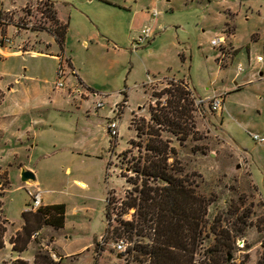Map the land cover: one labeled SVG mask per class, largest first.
Wrapping results in <instances>:
<instances>
[{
    "label": "rangeland",
    "instance_id": "rangeland-1",
    "mask_svg": "<svg viewBox=\"0 0 264 264\" xmlns=\"http://www.w3.org/2000/svg\"><path fill=\"white\" fill-rule=\"evenodd\" d=\"M51 1L58 19L69 24L65 57L71 60L82 84L73 76L67 89L52 91L59 62L49 57L6 61L17 70L27 67L29 83L41 90L46 101L32 103L40 112H33L36 123L16 159L0 161V223L4 216L13 222L2 225L9 230L7 239L21 222V212L30 202L27 191L33 189L31 181L21 182V166L33 173L44 202L60 201L67 206L64 231L44 229L31 238L23 258H32L24 262L32 264L33 256L39 253L55 264H147L140 250L150 241L135 230L129 237L120 224L137 220L135 208L122 205L126 192L133 188L123 176H134L127 162L143 153L129 144L139 142L132 119L136 123L148 121V108L154 103L152 92L165 88V79H174L187 83L197 100L206 101L220 92L223 100L222 93H228L220 113L204 107L194 112V137L179 142L163 134L176 150L192 188L209 200L196 258L202 260L214 244L212 226L231 237L230 264H256L264 255V150L251 136L264 137V0ZM45 8L44 0H0V46H8L4 42L8 26L20 30L53 27L43 15ZM154 10L157 15L153 18ZM230 22L237 45L259 40L250 64L245 46L239 53L242 71L237 77L238 64L229 65L231 48L227 44L217 48L220 59L216 62L211 46V40L222 34L230 43ZM144 28L150 29L151 37L141 43L138 37ZM252 34L258 36L252 38ZM8 36L15 47L46 39L51 43L50 51L60 54L50 35L15 36L10 29ZM256 55L262 60L257 61ZM246 79L250 82L241 91L231 92L234 83ZM74 86L79 93H72ZM99 102L103 106L97 109ZM111 109L115 112L112 117L119 120L118 138L108 136L103 118ZM114 229L119 232L114 234ZM102 236H106L105 244L98 247ZM117 237L129 244L131 252L126 251V256L113 249ZM237 240L243 241L242 247ZM101 251L105 252L101 255ZM76 253L82 254L64 258ZM13 257L8 249L1 250L0 264H14Z\"/></svg>",
    "mask_w": 264,
    "mask_h": 264
},
{
    "label": "trees",
    "instance_id": "trees-1",
    "mask_svg": "<svg viewBox=\"0 0 264 264\" xmlns=\"http://www.w3.org/2000/svg\"><path fill=\"white\" fill-rule=\"evenodd\" d=\"M44 5L45 14H42L53 27L36 26L30 30L50 33L62 52L68 24L60 23L56 18L54 2L44 0ZM2 24L0 16V26ZM179 58L184 61L183 55ZM165 83V88L160 92L151 94L154 103L148 108L149 120L142 119L141 123H136L132 119L131 125L139 142L132 140L129 144L143 153L127 162L129 172L134 176L123 178L133 188L126 192L122 205L135 208L137 220L121 221L120 224L124 228L123 232L129 233V237H132L131 231L135 230L138 236L150 241L147 246H141L140 250L147 264H230L231 237L228 232H217L212 226L214 244L204 252L202 260L196 258L197 249L203 240L204 218L209 200L192 188L177 161L176 150L168 139L163 138V134H169L179 142L194 137L193 114L200 106L196 104L197 99L187 83L174 79H165ZM107 199L109 203L111 199ZM21 218L24 225L10 240L15 252L25 251L34 233L42 228L49 227L55 231L62 229L65 205L41 206L35 212H22ZM5 223H0V249L4 246L6 228L2 225ZM149 230H153L152 234ZM144 231L147 234H143ZM105 232H108V228ZM112 232L115 234L119 230L114 229ZM129 240L132 241V238ZM127 252L130 253L131 249L127 248ZM14 264L28 263L16 260ZM32 264L55 263L49 256L36 253ZM256 264H264V255Z\"/></svg>",
    "mask_w": 264,
    "mask_h": 264
},
{
    "label": "crops",
    "instance_id": "crops-1",
    "mask_svg": "<svg viewBox=\"0 0 264 264\" xmlns=\"http://www.w3.org/2000/svg\"><path fill=\"white\" fill-rule=\"evenodd\" d=\"M54 9L56 12V18L58 19L55 4H54ZM58 21L60 23H63V24H66V23L68 24L67 21L66 22L60 21L59 19H58ZM228 24H230L232 26L231 22ZM228 24H225V26H228ZM10 29L14 31L15 36L16 35L18 36L20 34H28V33L34 34L37 37L40 36L41 34L50 35L53 39V44L56 47L55 49L60 54H55V53H52V51H50V50H52V48H51L52 46H51V43H48L46 41V39H40L38 41V43H34V44H31L29 41L24 42L23 44H18L15 47L14 43L12 42L11 37L8 36V32ZM67 33H68V27H67V32H66L64 44H63V49L61 52L58 45L56 44V42L54 40V37L46 31H31L30 29L20 30V29L13 27V26L7 27L6 32H5V38L9 40L10 44L8 46H0V149H5V151L0 150V161L3 160L4 162L7 163L13 159H16V156L18 155V153L22 149L23 140L26 139L28 137V135L32 132V130H33L32 126L36 123V117L33 116V112H40V108H36V106L33 107L32 103L39 105L37 103L39 101L46 102V101H43V93L41 92V90L34 88L29 83L31 81L30 80L31 77L26 75V72H28V68L26 67L24 70H22V68L20 70H17V69L11 68L8 65V63H6V61L8 59H13V58L23 59V57L26 56V57L30 58L31 60L47 59L49 57L54 62L57 63V62H59L61 55L65 57V48L64 47H65V41H66ZM222 35H220L216 38L222 37ZM256 36H258V35L252 34V38H256ZM230 38H231L230 43L225 42V45L227 44L226 47H228L229 49L231 48V51L233 52L232 56H229L230 58L228 59L230 61L229 65H232L233 62L236 61V64H238V66H240V62L238 61V56L240 55L239 53L243 50L245 45L241 46V44L240 45L236 44L235 27H233V33L230 35ZM0 39H1V34H0ZM258 42H259V40L255 39V41L252 42V44L247 43V45L245 46L244 52L246 53V58H247V61L249 64L252 60L251 59L252 54L255 53L256 46H257ZM212 49L215 52V57H214L215 61H216V59H220L219 58L220 57V55H219L220 51L216 52L217 48H214V47H212ZM222 55L224 56V54H222ZM256 57H261V56L256 55ZM59 65H60V62H59ZM64 65H66L65 67H69L71 70H73L74 77H76L77 81L80 84H82V80H80L77 72L75 71L71 60L66 58V63ZM240 68H241V66H240ZM259 69H262V67H260ZM237 70L238 71L235 74V77L239 76V73L242 71V68H241V70H239V67H238ZM22 71H24V73ZM259 76H262V73H259ZM252 77H255V74H252ZM71 78L72 77H70L68 79V82ZM258 81H260V80H258ZM248 82H250V80L246 79V81L241 82L239 84L234 83L235 87H234L233 91H231V92L241 91L242 88L245 87ZM51 88H52V91H60V90L54 89V83L51 85ZM222 94H224V98H223V106H222L221 111L224 110V103H225L226 97L228 96V93H222ZM215 95H221V92L216 93L213 96H215ZM47 102H49V100H47ZM43 106L45 108L46 104L43 103ZM44 110L46 111L47 109H44ZM220 112H214V113L217 114ZM113 115H114V111H113V109H111L109 111L108 116L103 117L105 122L107 123V120L109 118H111ZM28 119H30L29 125L26 126V122H28L26 120H28ZM119 142L120 141H118V143L116 145L117 150L120 148ZM109 144H110V141H109ZM20 170H21V172L22 171H28V170H25L22 166L20 167ZM2 174H0V176ZM31 182H32L31 185H33V188L37 187L40 190V188L38 186V182L36 181L35 177H34V180ZM43 202H44V200H43V192H42V206L54 205V204H64L65 205L64 227L62 229H59V231H64L65 226H66V212H67L66 211L67 210L66 204L64 202H60V201H58V202L53 201L52 203H48L47 201H45L44 203ZM27 206H28V204L25 205L24 210L22 212H26ZM4 221L6 222L5 225H7V223L13 224V222L6 219L5 216H4ZM23 225H24V221L21 218V222L18 224V227L15 228V230L13 232H11L12 234L10 236H8V239H7V234L9 232V230L5 226L6 231L3 235V245L4 246L2 249H0V251L8 249L11 253H13L14 257L11 259L12 263L15 262L16 260H23V261L29 262V261H31V258H32V257L30 259L23 258V255L25 254V252H28V249L30 248L31 241L29 242L27 249L23 252L13 251L12 250V244L10 243L11 238H14L16 236V233L21 231ZM44 229L45 230L46 229L52 230L49 227H45V228H42L37 233L38 234L42 233V231ZM32 239H34V238H32ZM56 240H57V238L54 240V243L56 242ZM101 252H102L101 253V255H102L105 251H101ZM82 253H76V254H72V255H64L65 256L64 258H69V257H72L74 255H81ZM116 257H117L118 261H121L119 258V255H116ZM80 259H79V261H80ZM97 263H98V261H97Z\"/></svg>",
    "mask_w": 264,
    "mask_h": 264
},
{
    "label": "built area",
    "instance_id": "built-area-1",
    "mask_svg": "<svg viewBox=\"0 0 264 264\" xmlns=\"http://www.w3.org/2000/svg\"><path fill=\"white\" fill-rule=\"evenodd\" d=\"M157 12L156 10L153 11V18L156 17ZM150 29L149 28H144L140 32V36L138 37L139 42H145L150 39ZM5 44L9 45L10 42L8 39L4 40ZM225 45V40L224 37H219L216 38L215 40L211 41V46L214 48H220L221 46ZM261 57H257V61H261ZM60 65L58 66V71H57V79L54 82V89L55 90H65L68 87V79L70 77L74 76L73 70H71L69 67H65L64 64L66 63V58L60 56ZM239 70H241L240 66ZM74 89H72V93H79V89L74 86ZM196 104L199 105L200 107L206 108L207 111L209 112H220L222 110L223 106V100L221 95H215L210 99H207L206 101H202L200 99L196 100ZM103 106L102 102H99L96 104V108H101ZM115 113V112H114ZM118 118L116 116L111 117L107 120L106 123V130L108 133V136L110 138H117L119 135V124H118ZM252 140L258 143L259 145L262 146L264 150V137L259 136L257 134H252ZM27 194L30 198V202L27 206L26 212H35L38 208L42 206V192L37 188L34 187L32 190H28ZM107 233V232H106ZM38 235V233H34L32 238H35ZM106 235V234H105ZM105 239L106 236H102L100 238V241L97 243L98 247H102L105 244ZM238 247L243 246V241L242 240H237L236 241ZM129 244L124 238H117L116 241L113 244V249L115 252L119 255H124L126 256L127 254V248ZM55 256H53L54 258Z\"/></svg>",
    "mask_w": 264,
    "mask_h": 264
},
{
    "label": "water",
    "instance_id": "water-1",
    "mask_svg": "<svg viewBox=\"0 0 264 264\" xmlns=\"http://www.w3.org/2000/svg\"><path fill=\"white\" fill-rule=\"evenodd\" d=\"M20 180L22 183H26L34 180V175L30 171H22L20 174ZM231 259V256H229Z\"/></svg>",
    "mask_w": 264,
    "mask_h": 264
}]
</instances>
